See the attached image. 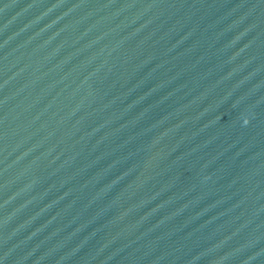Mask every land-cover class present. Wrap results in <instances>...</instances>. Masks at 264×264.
<instances>
[{"label":"water","instance_id":"95a60500","mask_svg":"<svg viewBox=\"0 0 264 264\" xmlns=\"http://www.w3.org/2000/svg\"><path fill=\"white\" fill-rule=\"evenodd\" d=\"M0 264H264V0H0Z\"/></svg>","mask_w":264,"mask_h":264}]
</instances>
